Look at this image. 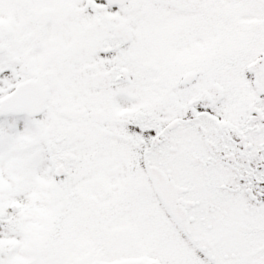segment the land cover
Instances as JSON below:
<instances>
[{"label": "snow or ice", "instance_id": "6c2138e0", "mask_svg": "<svg viewBox=\"0 0 264 264\" xmlns=\"http://www.w3.org/2000/svg\"><path fill=\"white\" fill-rule=\"evenodd\" d=\"M0 264H264V0H0Z\"/></svg>", "mask_w": 264, "mask_h": 264}]
</instances>
